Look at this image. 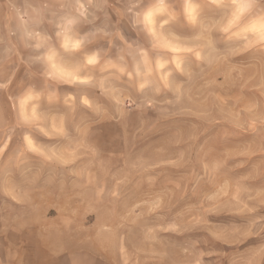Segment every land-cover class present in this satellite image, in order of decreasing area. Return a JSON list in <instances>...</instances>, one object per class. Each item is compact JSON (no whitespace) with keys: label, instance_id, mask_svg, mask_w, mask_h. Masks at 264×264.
<instances>
[{"label":"rangeland","instance_id":"1","mask_svg":"<svg viewBox=\"0 0 264 264\" xmlns=\"http://www.w3.org/2000/svg\"><path fill=\"white\" fill-rule=\"evenodd\" d=\"M261 32L264 0H0V264H264Z\"/></svg>","mask_w":264,"mask_h":264},{"label":"clouds","instance_id":"2","mask_svg":"<svg viewBox=\"0 0 264 264\" xmlns=\"http://www.w3.org/2000/svg\"><path fill=\"white\" fill-rule=\"evenodd\" d=\"M151 16H152V12L149 11V12L146 14V20H147L149 23L151 22ZM259 39L264 40V32H261V35H260Z\"/></svg>","mask_w":264,"mask_h":264},{"label":"snow or ice","instance_id":"3","mask_svg":"<svg viewBox=\"0 0 264 264\" xmlns=\"http://www.w3.org/2000/svg\"><path fill=\"white\" fill-rule=\"evenodd\" d=\"M233 2L235 3V0H233ZM91 63V61H89Z\"/></svg>","mask_w":264,"mask_h":264},{"label":"crops","instance_id":"4","mask_svg":"<svg viewBox=\"0 0 264 264\" xmlns=\"http://www.w3.org/2000/svg\"><path fill=\"white\" fill-rule=\"evenodd\" d=\"M78 252V251H77ZM77 252H75V253H77Z\"/></svg>","mask_w":264,"mask_h":264}]
</instances>
